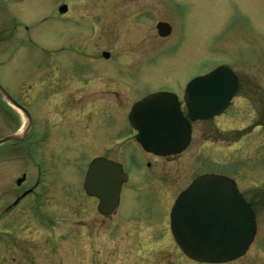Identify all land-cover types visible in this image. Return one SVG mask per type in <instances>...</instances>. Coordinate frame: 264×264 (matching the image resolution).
Wrapping results in <instances>:
<instances>
[{"label": "rangeland", "instance_id": "1", "mask_svg": "<svg viewBox=\"0 0 264 264\" xmlns=\"http://www.w3.org/2000/svg\"><path fill=\"white\" fill-rule=\"evenodd\" d=\"M49 1L53 4L68 3L71 11L69 16H78L72 23L68 22L78 31V35L75 33L73 36L74 46H90L93 53L107 50L111 61L117 63L115 66L123 68V75H120L125 78V84L120 85L117 80L119 76L115 78L117 82L111 80L110 95L103 103L87 98V101L75 104L63 101L60 107L64 118L84 114V122L79 127L89 130L98 124L101 114L96 113L97 109L104 112V123L110 121L111 125V144L119 143L124 136L126 138L129 135V128L125 126V131L119 130L118 124L122 121V112L136 98L157 87L179 90L186 77L199 74L221 62L238 70L244 78V85L235 97L233 107L223 115L224 119L214 118L209 124L194 122L192 140L182 156L181 164L188 156L203 151L205 158L202 163H205V167L199 168L201 172L216 171L237 181L246 200L253 204L257 233L244 256L226 264H264V0ZM49 9L34 6L22 15H28L32 24H35L38 20L35 14L43 11L49 14ZM157 22L168 23V36L158 35L155 28ZM30 35L36 42L49 46L57 45L56 42L64 37L63 33L49 31ZM28 43L23 45L20 52L16 50L12 57L6 51L0 53V81L12 91L17 90L19 84L12 73L23 70L24 55L30 52L25 46ZM116 72L115 68L110 76H116ZM77 77L79 80L87 79L90 72L87 75L77 74ZM15 93L20 94L21 91ZM114 94H118V97ZM42 123L51 125L48 120ZM68 131L63 132V137L68 136ZM96 135L93 133L92 141L101 142ZM95 150L91 153L93 151L89 147L87 151L90 156L80 157L79 160L68 158L67 163L80 170L81 163L87 162L91 156L103 154V150ZM3 168H7L5 162L0 164V171ZM167 171L175 177L177 173L178 178L176 170ZM155 173L157 178L146 183L145 187L149 190L145 188L143 193L147 194L145 197L156 200L163 187L157 181L161 170L157 169ZM196 173L197 170H192L190 174ZM19 174L18 169L14 171L15 178ZM74 176L72 168L65 163L62 164L61 173L55 176L56 183L63 185L61 204L64 211L63 218L58 220H62V229L59 228L60 237L57 238L61 245L59 242L52 244L51 252L48 249L45 252L38 251L40 255L30 264H209L184 259L176 245L169 240L162 241L157 227H151L145 221H138L137 224L131 220L132 210L128 207L125 212L124 207L133 198L132 191L124 192L125 203L115 216L112 215L110 224L102 226L100 223L101 228L93 206L76 188L77 182L72 180ZM185 176L178 178L169 195L168 190L162 193L164 200L162 210L158 206V227L165 225L162 213H166L172 199L187 183L189 175ZM138 183H141L139 179ZM10 199L11 196L0 193V207ZM140 199L145 203L142 196ZM140 212L144 214L142 210ZM64 215L66 218L69 216V219L65 220ZM20 219L22 224L19 221L16 224H12L14 221L11 220L2 221L0 236L6 239V232L16 228L20 233L18 238L25 235L23 237L29 238L30 244L37 249H41L39 242L47 247L46 239L50 238L53 228L49 229V224L33 215Z\"/></svg>", "mask_w": 264, "mask_h": 264}, {"label": "flooded vegetation", "instance_id": "2", "mask_svg": "<svg viewBox=\"0 0 264 264\" xmlns=\"http://www.w3.org/2000/svg\"><path fill=\"white\" fill-rule=\"evenodd\" d=\"M34 6H41L44 10L46 7L50 9L49 14L43 13L44 11L35 14L34 17H38V20L32 24L29 16L22 15V13ZM70 12V7L66 2L53 4L50 1L48 3L47 0H0V53L6 51L5 53L12 57L16 50L20 52L19 50L24 48L23 45L26 42L29 41L30 43L25 45L30 52H26L24 55L23 70L21 69L19 73H12V76L19 80L15 91H21V93L16 94L15 91L0 81V85L26 111L23 113L12 106L0 93V140L21 132L20 138L0 143V164L5 162L7 167L0 171V178H4L0 179V193L4 192L5 196H11V199L0 207V223L11 220L14 221L12 224H16L17 221L22 224L20 218L24 220V218L27 219L33 215L34 218L49 224L48 226H51L49 229L53 228L52 234H49L50 238L46 239L47 247L39 242L41 249L32 246L29 238L23 237L25 235L19 239V229L7 231L8 237L6 239L0 236V264H15L16 262L17 264H30L32 260L36 261L35 258L40 255L38 251L45 252L48 249L51 252L52 244L56 245L59 242V246L61 245V241H58L57 238L60 237L59 228L62 229L60 226L62 220H58L63 218L64 207L61 204L63 185L60 186L56 183L55 176L61 173V167L64 163L72 168L75 174L72 180L75 179L76 188L83 194L91 207L93 206L100 220L99 225L101 223L102 226H105L106 223H111L112 215L115 216L118 209L125 203L124 192L129 190L134 193V196L126 204L124 211L126 212L127 208L130 207L132 210L130 219L136 221L137 224L138 221H145L149 226L157 227L162 241L169 240L173 245L176 243L170 229V210L177 196L199 176L205 173L221 174L216 171L201 172L202 170L199 168L205 167V163H202L205 158L203 151L188 156L181 164L182 156L188 150L192 140L194 122L191 123L190 141L180 152L160 155L145 150L136 139L137 131L130 126L128 121L129 111L133 103L140 97L133 100L129 108L122 112V121L118 124L119 130L125 131L126 126L130 133L126 138L124 136L119 143H110V121L107 124L104 123L105 114L104 112L101 113L99 109L96 113L101 115H98V124L92 130L79 127L80 123L84 122V114L62 117L60 107L63 101H70L75 104L78 101L92 98L89 101L103 103L107 100L106 97L110 95L109 84L111 80L116 82L119 80L120 85L125 84V78L121 76L123 75V68L115 66L117 63L111 61L112 57L109 51L101 49L93 53L90 51L92 49L90 46L77 47L73 45V36L75 33L78 35V31H75L74 26H70L68 22L72 23L78 16L74 14L71 17L69 16ZM41 31L44 34L47 31L54 34L60 32L63 33L64 37L56 42L57 45L49 46L36 42L35 38L30 35ZM104 53L108 55L105 56ZM219 65H223V63L216 66ZM115 68L118 72H116V76L113 74V78L110 75ZM212 68L201 73H207ZM229 68L235 76L234 91L219 114L207 120H201L202 122L209 124L212 123L210 122L211 119L219 117L224 119L223 115L233 107L234 99L244 85V78L240 76L236 68L232 66ZM88 72H90L89 78L78 79L77 74L87 75ZM118 76L119 79L116 78ZM189 79L190 77H186L183 80L179 90L172 87H157L151 91L168 90L174 92L178 97L182 115L187 117L188 110L183 100V94ZM259 86L261 85L259 84ZM218 90L220 91L218 97L223 99L224 89ZM114 95L118 97V94ZM16 117H18L17 120ZM47 120L50 121V126L42 123V121L46 122ZM69 127L70 130L68 131ZM67 131L68 136L63 137V132ZM93 133L97 134L95 137L102 141L93 142ZM89 147L93 151L91 153L96 152L95 149H101L103 154L91 156L87 162L81 163L80 170L67 163L68 158L75 157L79 160L80 157L90 156L89 151H87ZM17 169L20 174L15 178L14 171ZM157 169H160L162 173L157 181L163 187H161L162 193L169 191L167 195H169L174 183L179 181L178 178H186L185 175H189L187 183L172 199L166 213H162L166 220L162 227L157 226L159 209L162 210L164 200L162 193L158 192L156 200L145 197L147 194L143 193L146 183L157 178L155 173ZM171 169L178 172V178H176L177 173L175 177L170 171H167ZM192 170H197L198 173L190 174ZM78 171H81L80 174ZM78 175L80 180L77 178ZM111 176L117 185L116 189L114 184L110 185ZM138 179L141 181V185L137 184ZM234 181L240 191L237 181L235 179ZM112 193L116 195V201L113 205L110 203ZM240 193L244 197L241 191ZM139 196L143 197L146 204ZM154 197L156 196L154 195ZM248 202L253 209L252 202ZM140 210L144 212L143 215ZM119 214L123 216L121 213ZM64 218L68 220L69 216L66 218L64 215ZM55 221L58 223L54 224ZM102 226L101 228H103ZM3 233L5 234V231ZM33 250L35 252L32 253ZM182 256L189 260L185 255L182 254Z\"/></svg>", "mask_w": 264, "mask_h": 264}, {"label": "water", "instance_id": "3", "mask_svg": "<svg viewBox=\"0 0 264 264\" xmlns=\"http://www.w3.org/2000/svg\"><path fill=\"white\" fill-rule=\"evenodd\" d=\"M159 36H167L166 22L156 25ZM107 56V53H104ZM235 76L220 66L205 75L192 78L185 92L188 119L183 117L175 94L150 93L136 102L129 113L137 140L148 151L169 154L181 151L190 140V121L218 114L235 88ZM218 89H224L219 99ZM0 93L15 108L26 113L0 85ZM21 132L1 142L20 138ZM110 185H117L111 176ZM116 195H110L111 205ZM170 229L180 250L203 263H225L245 254L256 233L255 214L228 177L204 174L196 178L175 199L170 210Z\"/></svg>", "mask_w": 264, "mask_h": 264}, {"label": "bare ground", "instance_id": "4", "mask_svg": "<svg viewBox=\"0 0 264 264\" xmlns=\"http://www.w3.org/2000/svg\"><path fill=\"white\" fill-rule=\"evenodd\" d=\"M19 49H20V48H19ZM19 49H18V50H19ZM248 249H249V248H248Z\"/></svg>", "mask_w": 264, "mask_h": 264}]
</instances>
